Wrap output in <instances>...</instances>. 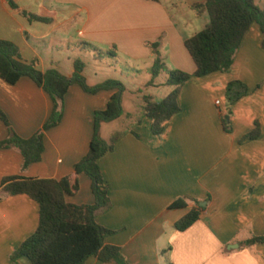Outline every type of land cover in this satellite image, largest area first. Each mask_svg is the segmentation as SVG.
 Returning <instances> with one entry per match:
<instances>
[{
  "label": "crops",
  "instance_id": "crops-1",
  "mask_svg": "<svg viewBox=\"0 0 264 264\" xmlns=\"http://www.w3.org/2000/svg\"><path fill=\"white\" fill-rule=\"evenodd\" d=\"M11 1L17 10L8 0H0V41L16 45L22 59L37 61L41 72L55 69L67 77L74 74V63L81 57L97 61L92 52L77 48L80 43L103 51L115 47L130 63H155L159 57L169 70L194 75L197 69L185 42L209 23L207 15L200 17L192 10L206 0ZM254 1L264 10V0ZM263 41L254 25L230 73L187 82L179 97L181 112L164 124L160 137L152 134L150 119L139 123L140 117L124 113L115 121L124 118L128 125L108 134L123 136L98 162L111 206L96 221L114 232L106 245L119 247L130 264H264V245H243L264 236ZM153 44H158V54ZM88 72L86 65L87 83ZM158 79L156 84L162 85ZM105 81L98 80L95 86ZM231 82L245 85L246 94L229 108ZM113 94L91 95L77 85L71 87L61 124L45 134L42 161L26 170L18 150L0 149V264H11L12 254L39 224L37 203L25 195L10 196L2 186L4 180H61L72 175L89 152L95 113L107 108ZM217 95L220 99H215ZM0 109L14 132L29 139L50 118L53 102L30 78L15 85L0 79ZM229 111L227 133L223 120ZM113 123L102 126V138ZM256 130V138L244 140ZM7 137L8 129L0 120V142ZM178 200L186 208L172 207ZM66 201L77 206L95 203L87 176L80 175L79 193ZM197 205L205 209L200 221L178 232L176 223ZM18 264L31 262L24 257ZM86 264L104 263L93 257Z\"/></svg>",
  "mask_w": 264,
  "mask_h": 264
},
{
  "label": "trees",
  "instance_id": "trees-1",
  "mask_svg": "<svg viewBox=\"0 0 264 264\" xmlns=\"http://www.w3.org/2000/svg\"><path fill=\"white\" fill-rule=\"evenodd\" d=\"M159 2V0H143ZM10 7L17 6L8 0ZM197 16L207 15L209 23L201 32L185 42L196 72L190 75L180 70H169L158 57L150 70L152 80L147 87H171L173 91L161 102L150 96L142 97V115L152 121V134L160 137L164 133V124L181 112L179 97L182 88L193 77L203 78L212 74H228L232 71L236 55L250 29L257 25L264 35V10L254 0H206L192 6ZM25 16V14L22 13ZM31 20L47 22V20L29 17ZM158 54V44L151 45ZM77 48L92 52L99 62L115 61L118 51L114 47L103 51L87 43H80ZM264 49V41L262 43ZM75 72L67 77L58 70L41 72L37 61L26 62L22 59L19 48L13 43L0 41V79L11 85L23 78H30L46 92L52 102L53 111L44 127L29 139L19 137L13 130L7 116L0 109V120L8 129V137L0 142V149H16L24 159L23 169L40 163L45 152V134L59 126L64 117L65 97L73 86H79L85 93L96 95L111 91L112 95L107 108L94 115V133L88 154L75 165L74 173L61 180L20 179L4 180L2 186L10 196L25 195L37 203L39 207V224L36 232L15 251L11 264H18L21 258H28L31 264H86L90 258H97L104 264H130L119 247L106 245V239L114 232L96 221L100 213L106 212L110 206L109 188L102 175L99 160L113 152L116 143L123 136L117 133L110 141L102 138L101 128L104 124L118 121L124 115L122 99L127 89L122 82L108 80L90 87L84 76L85 63L80 60L74 63ZM165 74V84L157 85L156 80ZM236 88L243 92H235ZM245 85L240 82L228 84L229 106L245 96ZM139 94H142L140 91ZM228 115H231L229 111ZM258 125V124H257ZM225 132H231L229 123L224 119ZM257 130L246 136L244 140L256 138ZM80 175L87 176L92 184L95 199L93 205L77 206L66 201L67 196H75L80 191ZM174 208H186L183 200L172 205ZM205 209L197 205L185 217L176 223L178 232H185L201 219ZM246 247L264 245V236L254 237L243 243ZM171 264V263H167Z\"/></svg>",
  "mask_w": 264,
  "mask_h": 264
},
{
  "label": "rangeland",
  "instance_id": "rangeland-1",
  "mask_svg": "<svg viewBox=\"0 0 264 264\" xmlns=\"http://www.w3.org/2000/svg\"><path fill=\"white\" fill-rule=\"evenodd\" d=\"M119 56L120 55H118L115 61L107 60L104 63L99 61L90 62L85 56L83 58L81 57L80 60L89 66L87 75L88 85L95 86L98 80H116L122 82L127 89L122 99L123 112L139 118L142 115L141 106L143 96H151L155 101L161 102L173 91V88L167 86L160 88L147 87L148 83L152 80L150 70L153 68L154 63H130ZM166 80L167 76L164 74L159 77L157 82L165 84ZM140 91L142 94H139ZM216 98L220 99V96L217 95V97L215 96V99ZM226 105L231 108L228 98L226 99ZM229 117L227 113L224 119L228 122ZM127 125L128 122L124 120V118L122 122H115L109 125L108 128L104 130V140L107 139L106 141L109 142L111 137H108V134L112 135L114 132L122 131Z\"/></svg>",
  "mask_w": 264,
  "mask_h": 264
},
{
  "label": "water",
  "instance_id": "water-1",
  "mask_svg": "<svg viewBox=\"0 0 264 264\" xmlns=\"http://www.w3.org/2000/svg\"><path fill=\"white\" fill-rule=\"evenodd\" d=\"M202 206L205 207L206 206V203H204Z\"/></svg>",
  "mask_w": 264,
  "mask_h": 264
},
{
  "label": "built area",
  "instance_id": "built-area-1",
  "mask_svg": "<svg viewBox=\"0 0 264 264\" xmlns=\"http://www.w3.org/2000/svg\"><path fill=\"white\" fill-rule=\"evenodd\" d=\"M217 104H219V102H217Z\"/></svg>",
  "mask_w": 264,
  "mask_h": 264
}]
</instances>
